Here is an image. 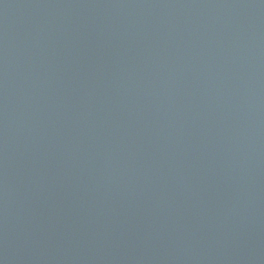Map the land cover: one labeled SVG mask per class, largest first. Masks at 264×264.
Returning a JSON list of instances; mask_svg holds the SVG:
<instances>
[{"label":"water","instance_id":"95a60500","mask_svg":"<svg viewBox=\"0 0 264 264\" xmlns=\"http://www.w3.org/2000/svg\"><path fill=\"white\" fill-rule=\"evenodd\" d=\"M0 264H264V0H0Z\"/></svg>","mask_w":264,"mask_h":264}]
</instances>
